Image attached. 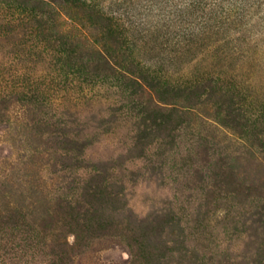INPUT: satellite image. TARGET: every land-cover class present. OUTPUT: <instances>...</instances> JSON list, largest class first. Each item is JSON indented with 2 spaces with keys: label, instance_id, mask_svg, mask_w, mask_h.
<instances>
[{
  "label": "rangeland",
  "instance_id": "obj_1",
  "mask_svg": "<svg viewBox=\"0 0 264 264\" xmlns=\"http://www.w3.org/2000/svg\"><path fill=\"white\" fill-rule=\"evenodd\" d=\"M186 2L0 0V264H264V19Z\"/></svg>",
  "mask_w": 264,
  "mask_h": 264
},
{
  "label": "trees",
  "instance_id": "obj_2",
  "mask_svg": "<svg viewBox=\"0 0 264 264\" xmlns=\"http://www.w3.org/2000/svg\"><path fill=\"white\" fill-rule=\"evenodd\" d=\"M186 8L189 10L188 14L197 12L200 15V13H202L199 16L203 18L199 30L203 31L220 30L222 28L229 30L231 24L235 23V21L243 22L246 20V22L249 23L253 16H257L258 14H262L261 18L264 19V0H187ZM26 14H28L27 19L30 20L38 17L42 19H36V26L38 29H48L47 24H49V12L42 9H35L27 10ZM110 18L113 20L115 16ZM115 24L119 25V20L115 19L114 25ZM188 29L189 35L194 36L196 34L195 31L192 30L194 28ZM55 54L64 57L68 54V51H57ZM16 88L22 90L23 86L19 85Z\"/></svg>",
  "mask_w": 264,
  "mask_h": 264
}]
</instances>
